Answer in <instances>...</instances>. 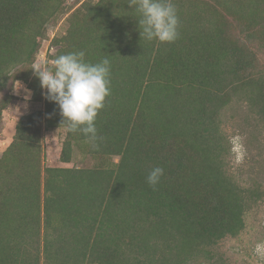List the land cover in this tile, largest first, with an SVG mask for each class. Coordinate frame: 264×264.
<instances>
[{
    "label": "trees",
    "instance_id": "16d2710c",
    "mask_svg": "<svg viewBox=\"0 0 264 264\" xmlns=\"http://www.w3.org/2000/svg\"><path fill=\"white\" fill-rule=\"evenodd\" d=\"M261 55L264 0H0V121L16 80L44 105L0 154V264H235L221 244L263 191L230 172L222 114L264 121ZM55 129L84 166L47 165Z\"/></svg>",
    "mask_w": 264,
    "mask_h": 264
},
{
    "label": "rangeland",
    "instance_id": "374dc122",
    "mask_svg": "<svg viewBox=\"0 0 264 264\" xmlns=\"http://www.w3.org/2000/svg\"><path fill=\"white\" fill-rule=\"evenodd\" d=\"M82 1L84 0H68V4L76 7ZM65 27L64 18L58 23L47 25V37L42 42L35 60V67L43 72L46 89H58V76L49 71L48 66L54 63L50 56L56 51L52 40L55 35L64 32ZM261 60L264 62V55H261ZM12 84L7 89H10L9 93L14 95V99L3 110L0 121V154L12 141L18 119L24 114L44 107L43 102L32 100V90L20 79ZM222 121V128L231 146V154L228 157L230 172L245 187L259 186L263 191V198L247 211L246 228L240 236L226 239L221 244V248L235 264H264V121H261V118L252 112L250 106L243 100L233 101L226 107ZM64 137V129L47 132L45 144L47 165L84 166L85 163L78 150L75 151L72 162L60 161Z\"/></svg>",
    "mask_w": 264,
    "mask_h": 264
},
{
    "label": "clouds",
    "instance_id": "9594fccd",
    "mask_svg": "<svg viewBox=\"0 0 264 264\" xmlns=\"http://www.w3.org/2000/svg\"><path fill=\"white\" fill-rule=\"evenodd\" d=\"M53 60V59H52ZM54 61V60H53ZM53 64H55V61H54V63ZM34 66H35V64H34ZM36 68V67H35ZM37 69V68H36ZM20 81H22L23 83H25L23 80H20ZM26 84V83H25ZM27 85V84H26ZM27 87H28V85H27ZM33 93V92H32Z\"/></svg>",
    "mask_w": 264,
    "mask_h": 264
}]
</instances>
